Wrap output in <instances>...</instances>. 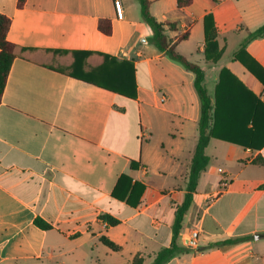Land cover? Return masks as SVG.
I'll list each match as a JSON object with an SVG mask.
<instances>
[{
	"label": "crops",
	"instance_id": "crops-1",
	"mask_svg": "<svg viewBox=\"0 0 264 264\" xmlns=\"http://www.w3.org/2000/svg\"><path fill=\"white\" fill-rule=\"evenodd\" d=\"M121 2L119 20L114 0H0L22 48L0 104V264H150L172 244L202 102L139 1ZM150 2L158 22L175 24L168 47L204 71L215 136L178 241L188 252L167 264H264V85L247 67L264 68V37L241 49L264 25V0Z\"/></svg>",
	"mask_w": 264,
	"mask_h": 264
},
{
	"label": "trees",
	"instance_id": "trees-1",
	"mask_svg": "<svg viewBox=\"0 0 264 264\" xmlns=\"http://www.w3.org/2000/svg\"><path fill=\"white\" fill-rule=\"evenodd\" d=\"M138 1L141 7L143 21L146 22L153 30L154 33L153 40L156 46L162 51L167 50V53L174 61L182 64L188 71H191L192 73L195 74V88L202 102L201 118L199 122L200 136L192 159L191 171L189 174L185 201L181 206L178 207L176 212L175 222L173 225V241L170 247L162 248L157 253L154 260L150 263V264H167L179 254L188 252V250L185 247L181 246L178 241L181 235L184 218L188 213L192 204V193L196 189L200 174L202 173V171L206 169L210 161L209 156L206 154V148L208 147L211 138L215 137L211 126L212 105H211V99L204 85L205 76H204V71L201 69V67L195 63L190 62L187 59V57L177 53L173 46L168 47L169 42L165 35V26L168 25L171 28H175V24L169 22L167 23L158 22L150 12V5H151L150 0H138ZM26 2L27 0H18V7L20 8L23 7ZM177 3L179 8L184 9L186 7L191 6L193 4V0H177ZM207 22H209V23H205V27L207 31L206 32L207 39L211 40L216 36L217 29L213 25L214 23L211 15L208 17ZM10 26H11V20L8 17L0 14V104L2 102L3 94L5 91V87L7 85L12 64L14 60L20 57L22 54V48H20L16 44H13L7 38ZM99 30L106 35H110L112 32L111 22L109 20H101L99 23ZM262 37H264V25L249 33L245 41L241 44V49L242 50L245 49V47L250 41ZM220 56L221 54H219L217 58H219ZM247 67L250 70V72L264 85V68L259 65L256 69L249 66ZM132 84L133 87H135L133 79H132ZM111 89L117 93H123L121 91L114 90L113 88ZM134 96L135 94L132 95L131 97ZM139 165L140 164L138 162L133 161L131 163V169L137 170ZM122 179H127L131 181L130 177L127 175H124L121 178V180ZM100 218L102 221L106 222L110 226H117L121 223L119 219H116L110 215H102ZM34 223L37 227L43 230H50L53 228V225L50 222L39 217L35 219ZM100 240L106 247H108L113 251L121 250L120 246L115 244L106 236L101 237ZM234 241L235 240H231V239L225 240L214 244V246H220L223 244L232 243ZM133 264H144V258L141 257L140 255H136L133 259Z\"/></svg>",
	"mask_w": 264,
	"mask_h": 264
},
{
	"label": "built area",
	"instance_id": "built-area-1",
	"mask_svg": "<svg viewBox=\"0 0 264 264\" xmlns=\"http://www.w3.org/2000/svg\"><path fill=\"white\" fill-rule=\"evenodd\" d=\"M114 8L117 18L122 20L124 18V9L121 0H114Z\"/></svg>",
	"mask_w": 264,
	"mask_h": 264
},
{
	"label": "rangeland",
	"instance_id": "rangeland-1",
	"mask_svg": "<svg viewBox=\"0 0 264 264\" xmlns=\"http://www.w3.org/2000/svg\"><path fill=\"white\" fill-rule=\"evenodd\" d=\"M117 256H120V255H117ZM121 258V257H120ZM122 264H123V262H122Z\"/></svg>",
	"mask_w": 264,
	"mask_h": 264
}]
</instances>
